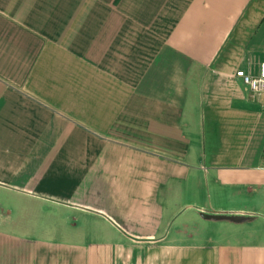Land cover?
Segmentation results:
<instances>
[{
	"label": "crops",
	"instance_id": "crops-1",
	"mask_svg": "<svg viewBox=\"0 0 264 264\" xmlns=\"http://www.w3.org/2000/svg\"><path fill=\"white\" fill-rule=\"evenodd\" d=\"M264 0H0V264H264Z\"/></svg>",
	"mask_w": 264,
	"mask_h": 264
},
{
	"label": "built area",
	"instance_id": "built-area-1",
	"mask_svg": "<svg viewBox=\"0 0 264 264\" xmlns=\"http://www.w3.org/2000/svg\"><path fill=\"white\" fill-rule=\"evenodd\" d=\"M236 76L242 80L252 95L255 97L264 95V62L260 64L257 74L253 75L243 70H238Z\"/></svg>",
	"mask_w": 264,
	"mask_h": 264
}]
</instances>
